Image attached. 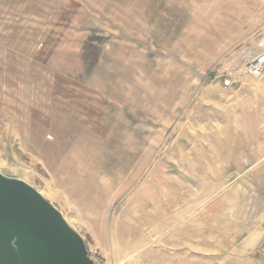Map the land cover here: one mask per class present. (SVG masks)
Masks as SVG:
<instances>
[{"label": "rangeland", "instance_id": "1", "mask_svg": "<svg viewBox=\"0 0 264 264\" xmlns=\"http://www.w3.org/2000/svg\"><path fill=\"white\" fill-rule=\"evenodd\" d=\"M263 54L264 0H0V172L95 264H264Z\"/></svg>", "mask_w": 264, "mask_h": 264}, {"label": "water", "instance_id": "2", "mask_svg": "<svg viewBox=\"0 0 264 264\" xmlns=\"http://www.w3.org/2000/svg\"><path fill=\"white\" fill-rule=\"evenodd\" d=\"M0 264H95L81 235L25 181L0 172Z\"/></svg>", "mask_w": 264, "mask_h": 264}, {"label": "built area", "instance_id": "3", "mask_svg": "<svg viewBox=\"0 0 264 264\" xmlns=\"http://www.w3.org/2000/svg\"><path fill=\"white\" fill-rule=\"evenodd\" d=\"M247 71L255 76L264 75V54L255 57L248 65Z\"/></svg>", "mask_w": 264, "mask_h": 264}, {"label": "crops", "instance_id": "4", "mask_svg": "<svg viewBox=\"0 0 264 264\" xmlns=\"http://www.w3.org/2000/svg\"><path fill=\"white\" fill-rule=\"evenodd\" d=\"M257 105H258V102H257ZM259 109H260V108H259ZM259 109L257 108L256 116H257V117H258V116H259V117H260V116H261V117L264 116V113H261ZM258 110H259L260 113L258 112Z\"/></svg>", "mask_w": 264, "mask_h": 264}]
</instances>
